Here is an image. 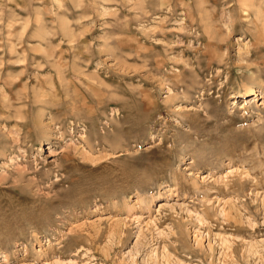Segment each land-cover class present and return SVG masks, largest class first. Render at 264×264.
I'll return each instance as SVG.
<instances>
[{
    "label": "rangeland",
    "instance_id": "rangeland-1",
    "mask_svg": "<svg viewBox=\"0 0 264 264\" xmlns=\"http://www.w3.org/2000/svg\"><path fill=\"white\" fill-rule=\"evenodd\" d=\"M0 264H264V0H0Z\"/></svg>",
    "mask_w": 264,
    "mask_h": 264
},
{
    "label": "bare ground",
    "instance_id": "bare-ground-1",
    "mask_svg": "<svg viewBox=\"0 0 264 264\" xmlns=\"http://www.w3.org/2000/svg\"><path fill=\"white\" fill-rule=\"evenodd\" d=\"M255 91V89L254 88H250V90H249V92H251V93H253ZM51 115V114H50ZM30 119V118H29ZM26 120L25 119V121L23 122V123H21V124H17V126H20V129H21V127L22 128H24V129H29V128H35V134H37L38 135V132H40V133H42V136H43V134H45L46 136H48L47 134V132H48V130L46 129V127L41 123V122H36L35 120ZM48 129H50V127H48ZM8 130H10V129H8ZM28 131V130H27ZM21 132H22V130H21ZM29 132V131H28ZM33 132V131H32ZM31 133V132H30ZM29 133V134H30ZM13 134V133H12ZM20 134V133H19ZM27 134V133H26ZM33 134H34V132H33ZM36 135V136H37ZM41 136V135H40ZM39 137V136H38ZM37 137V138H38Z\"/></svg>",
    "mask_w": 264,
    "mask_h": 264
}]
</instances>
